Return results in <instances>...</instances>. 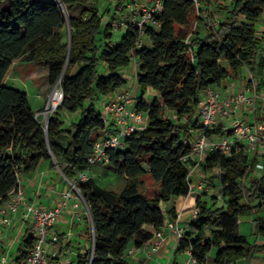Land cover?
<instances>
[{
  "label": "trees",
  "instance_id": "1",
  "mask_svg": "<svg viewBox=\"0 0 264 264\" xmlns=\"http://www.w3.org/2000/svg\"><path fill=\"white\" fill-rule=\"evenodd\" d=\"M98 1L0 0V204L9 199L19 177L48 161L75 182L93 224V251L71 264H128V250L151 239V228L164 225L167 214L161 203L190 193L189 174L196 162L184 144L192 136L189 131L208 136L224 132L220 125L204 130L197 118L201 94L246 73L257 93L264 90V0H231L219 7L223 19L215 23L205 19L194 0H163L158 25L148 26L141 47L136 46L137 28L115 34L112 26L129 0H115L104 11ZM133 52L141 91L136 107L147 114L148 124L127 137L123 148L108 150L106 166L127 178L118 192L77 177L93 167L88 157L107 129L101 103L127 83L124 70ZM18 61L47 68L50 86L61 87L62 100L47 126L27 92L7 82ZM148 87L159 92L151 102L144 100ZM254 119L264 121L263 108L255 109ZM199 166L212 181L219 179L223 202L195 197L197 211L191 208L194 216L176 251L191 249L198 264H238L264 256V241L251 243L240 229L243 217L257 214L256 234L264 240V160L239 143L230 155L207 152ZM146 174L159 186L152 196L144 192ZM168 215L176 219L175 207ZM35 239L27 227L12 260L24 259Z\"/></svg>",
  "mask_w": 264,
  "mask_h": 264
},
{
  "label": "built area",
  "instance_id": "2",
  "mask_svg": "<svg viewBox=\"0 0 264 264\" xmlns=\"http://www.w3.org/2000/svg\"><path fill=\"white\" fill-rule=\"evenodd\" d=\"M194 2L197 8H199L200 0H194ZM163 9V0H129L125 12L112 20V26L114 30L118 31L126 27L137 28L139 35L136 46L141 47L145 44V35L148 26L158 25L156 17L162 13ZM107 20L105 19V21ZM132 65H135V68L138 69L136 54L134 52L131 55L129 66ZM249 78H252L250 74ZM231 88H234V82L231 83ZM252 88L253 90L250 88L252 93H248L247 90H239L237 92L223 94L217 88L210 87L201 94L197 118L203 125L204 130H212L222 121L227 124L223 127L224 132L222 135L208 136L205 132H200L195 138L193 136H187L185 138L184 144L191 147L190 156L196 162L195 167L191 169L189 174V195L196 191L194 190L191 178L192 173L205 160L207 152L209 151H221L226 155H230L235 146L241 143L245 144L249 155L258 156L259 159L264 160V121H250L245 120L243 117L245 110L255 111L256 108V100L259 96L254 84ZM60 91L61 102L63 92L62 90ZM136 103L137 101L133 92L126 90L114 95L102 104V120L107 126L106 135L95 142L94 152L88 157L90 166L107 163L109 160L108 150L123 148L127 137L147 127V114L138 110ZM59 104L54 108H57ZM48 107L49 104L47 103L46 112ZM173 116L176 118V115ZM47 121L45 122L46 126ZM189 132L191 133L192 129ZM257 168L260 170L263 169L262 161L257 164ZM77 179L79 181H87V171L79 173ZM67 180L69 188L63 192L61 204L55 208H46L39 205L36 200H30L23 186L22 178L19 177L17 179V186L11 193L9 199L0 204V225H11L13 219L18 217L23 224H28L31 230L34 231L36 239L33 247L28 251L27 256L20 261L12 260V249L10 250V247H7L0 254V264H67L60 258L57 251H49L46 248V242L49 237L52 242L59 240V234L53 232L52 227L58 221L62 212L68 208L69 203L75 199H79V201L73 203L74 207H78L80 201L86 205L75 182L69 179ZM41 187L42 181L40 180L39 190ZM201 187H203V184ZM39 190L37 191L38 195ZM86 208L87 214L90 216L87 205ZM193 209H195L194 212L197 211L195 207ZM180 218V214H177L175 220L167 218L162 227L153 230V237L151 239L147 240L140 247L130 248L127 255L142 251L148 259L152 258L154 254L160 251L166 241V229L180 241L184 236V226L180 224ZM91 228L93 251L94 229L92 221ZM15 238L18 240L17 237ZM185 253L189 258L184 264L197 263L191 249H187Z\"/></svg>",
  "mask_w": 264,
  "mask_h": 264
},
{
  "label": "crops",
  "instance_id": "3",
  "mask_svg": "<svg viewBox=\"0 0 264 264\" xmlns=\"http://www.w3.org/2000/svg\"><path fill=\"white\" fill-rule=\"evenodd\" d=\"M101 0L98 1V5ZM200 6L202 8L205 19L213 23L218 22L223 19L222 13L219 10L221 5H225L231 2V0H200ZM109 18V13L106 15L105 19ZM260 26V25H259ZM263 29V25L259 27ZM124 76L127 78V83L112 93L108 98L111 99L114 95L131 90L134 94V97L137 101V98L141 95L138 83H136L137 78V69L135 65L129 66L124 70ZM234 82L235 88H231V83ZM243 76L238 80H225L221 86L217 87L219 91L223 94L230 92H237L240 88V85L243 83ZM35 88H37L35 86ZM237 88V89H236ZM248 93H252L250 88L245 89ZM47 89H43L42 95L37 98L38 108L33 109L38 111L40 108L45 106L48 102L49 95H44ZM27 92V91H26ZM28 94V93H27ZM39 94V93H38ZM159 96V92L152 87H148L147 91L144 94L145 102H151L152 99ZM258 98L256 100V108L264 109V90L258 93ZM29 97V95H28ZM31 104V103H30ZM103 104V102L101 103ZM255 108V109H256ZM254 112L245 110L243 117L245 120L253 121ZM227 124L222 121L219 122V125L223 128ZM192 136L195 138L200 134V130L192 129ZM200 174H192V181L200 177ZM42 181V187L39 190V183ZM23 186L26 190L27 196L30 200H36L37 203L46 208H55L61 204L62 194L64 191L68 190L69 183L68 180L62 175L61 171L57 166H52L50 162L46 161L42 164L41 168L34 173L23 174L22 175ZM39 190V195L37 191ZM197 192L191 193L187 197H177L168 202H162L161 208L167 214V218L171 217L168 215L169 210L172 207H175L177 214L181 215L180 224L186 226L189 219L193 218L194 212V200L197 196ZM79 201L75 199L69 203L68 208L62 212L59 217V223L66 225V229H60L57 226V222L52 227V231L59 234L61 237L60 241L52 242L49 237L46 242V248L49 251H57L59 256L67 255L69 252H72L71 258L76 255H83L92 248L93 245V236L91 228V220L87 214L86 205L83 202H79L78 207H74L73 203ZM257 218V214L253 217ZM244 221V220H243ZM242 223V222H240ZM29 227L28 224H23L22 221L15 217L11 225H0V254L7 248L8 240L13 236L17 237L18 240L22 239L25 229ZM151 230H154L151 228ZM166 241L162 245L159 252L154 254V256L148 259L142 251H137L134 254L126 255L125 259L128 264H184L188 261L189 256L185 252H177V247L179 241L177 238L168 230L165 231ZM264 241V240H263ZM259 242L261 240L259 239ZM74 254V255H73ZM69 255V254H68ZM74 259V258H72ZM69 259V262L74 260ZM255 258L240 260L238 264H258L254 262ZM72 260V261H71ZM198 264V263H196Z\"/></svg>",
  "mask_w": 264,
  "mask_h": 264
},
{
  "label": "rangeland",
  "instance_id": "4",
  "mask_svg": "<svg viewBox=\"0 0 264 264\" xmlns=\"http://www.w3.org/2000/svg\"><path fill=\"white\" fill-rule=\"evenodd\" d=\"M114 3H115V0H101V2L99 3L98 6H99V9L101 11H104L108 6L113 7ZM74 12L77 13L78 9H75ZM114 32H115V34L119 33L118 30H114ZM48 73L49 72H48L47 68L38 67L33 62L18 61L16 63H14L12 70L10 71V73L8 75L7 82L9 84L15 86V87H18L20 89L27 91V93L29 95L30 103L34 108H38V105L36 103L38 96L42 95L43 89H47V91L45 92L44 95H49L50 106L54 110L56 108H54L55 106L53 107V105L51 104V98H52V96L56 90H59V91L61 90V87L59 84L56 87H55V85L50 86L49 79H48L49 78ZM249 79L250 78H249L247 73L243 74V81L244 82L240 85V88L238 89V91L239 90H245L247 88H251V90H253V88L251 87V85L248 82ZM235 85H236V83L234 84V88H235ZM35 86L37 88H35ZM49 98H48V101H49ZM59 102H58V104H59ZM47 103L45 104V106H43L38 111H36L38 119L43 124H45V122L48 120L51 113L53 112L52 109L50 111L46 112ZM217 127H219V125ZM217 127H215V128H217ZM192 174H200L201 175L196 180V182L192 181L193 185H194V190H196L195 192H197L198 194H202L204 196V198L209 200L210 203H215L217 205H221L223 201L220 197H218V194L220 191V186H219L220 184H219V179L216 178V176H218V174H221V171L220 170L215 171L214 174L216 176L215 175L214 176L216 179H214L213 181L211 180V176H209V174L207 175L201 169L200 166H197ZM92 179L95 180L99 185H101L105 188H108V189L118 191V192L121 191L127 184V178L126 177H123V176L109 170V168L106 166L105 163L104 164H96L90 170H88L87 180H92ZM144 180L146 183V187H145V191H144L146 195L152 196L156 193V191H159V186L157 184H155V182L152 179L150 174H146L144 177ZM202 184H203V187H201ZM214 198H217V199L214 200ZM256 220H257L256 216L253 218H252V216H246V217H243L241 219L242 223H240L241 232L247 236L248 240L251 243H254V244L256 242H258L259 239L261 240V242H263V239L259 238L258 235L256 234V232H257ZM57 226H59L60 229H66V227H67L64 224H60L59 220L57 221ZM31 232L33 234H35L33 230H31ZM13 240H15V241L13 242ZM8 241L9 242H8L7 247H10V250L12 249L11 250V254H12V252L16 251V249L20 243V240H16L15 236L14 237L12 236L10 238V240H8ZM68 254L63 255L60 258L64 262H66L67 264H71V262H69V259H72V258L75 259L78 255L75 254V256L71 258L70 256H72V252H69ZM74 259H72V260H74ZM254 262H257L258 264H264V256L255 258Z\"/></svg>",
  "mask_w": 264,
  "mask_h": 264
},
{
  "label": "bare ground",
  "instance_id": "5",
  "mask_svg": "<svg viewBox=\"0 0 264 264\" xmlns=\"http://www.w3.org/2000/svg\"><path fill=\"white\" fill-rule=\"evenodd\" d=\"M60 97H61V91L56 90L51 98V104L53 105V107L58 104V102L60 101ZM51 109L53 108L50 106V103H49V107L47 111H50Z\"/></svg>",
  "mask_w": 264,
  "mask_h": 264
},
{
  "label": "water",
  "instance_id": "6",
  "mask_svg": "<svg viewBox=\"0 0 264 264\" xmlns=\"http://www.w3.org/2000/svg\"><path fill=\"white\" fill-rule=\"evenodd\" d=\"M60 80H61V79H60ZM60 80H59V81H60ZM57 84H58V83H57ZM57 84H56V85H57ZM56 85H55V86H56ZM48 104H49V101H48ZM45 126H46V125H45ZM57 167H58V166H57ZM58 168H59V167H58ZM59 170H60V168H59ZM60 171H61V170H60Z\"/></svg>",
  "mask_w": 264,
  "mask_h": 264
}]
</instances>
